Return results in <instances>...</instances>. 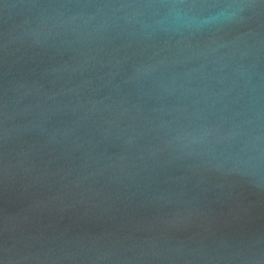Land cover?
Instances as JSON below:
<instances>
[{
  "label": "water",
  "instance_id": "95a60500",
  "mask_svg": "<svg viewBox=\"0 0 264 264\" xmlns=\"http://www.w3.org/2000/svg\"><path fill=\"white\" fill-rule=\"evenodd\" d=\"M0 264H264V0H0Z\"/></svg>",
  "mask_w": 264,
  "mask_h": 264
}]
</instances>
